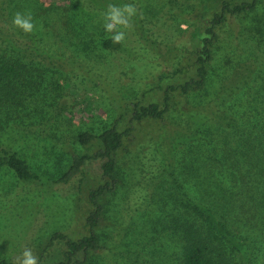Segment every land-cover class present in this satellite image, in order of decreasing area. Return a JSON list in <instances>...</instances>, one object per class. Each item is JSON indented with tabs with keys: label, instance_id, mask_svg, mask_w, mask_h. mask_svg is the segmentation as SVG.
<instances>
[{
	"label": "rangeland",
	"instance_id": "rangeland-1",
	"mask_svg": "<svg viewBox=\"0 0 264 264\" xmlns=\"http://www.w3.org/2000/svg\"><path fill=\"white\" fill-rule=\"evenodd\" d=\"M121 1L138 13L122 47L112 50L103 45L111 35L103 28L106 8L90 0H0V14L8 9L0 24L12 23L17 11L31 13L37 33L32 39L14 27L7 36V23L0 33V57L21 65L18 100L0 87V146L39 175L22 181L0 166V259L17 264L25 248L55 259L66 248L50 242L56 232L87 234L89 192L104 182L103 161L60 178L72 156L102 147L99 140L82 144L80 133L116 127L126 133L117 153L122 179L102 199L110 215L99 229L100 264H180L182 244L171 232L167 242L165 227L187 203L182 194L239 217L237 229L256 241L250 255L227 253V264H264V0L228 16L205 86L188 93L182 85L197 76L209 19L224 1L245 0ZM171 86L163 119H134L136 104H163Z\"/></svg>",
	"mask_w": 264,
	"mask_h": 264
},
{
	"label": "trees",
	"instance_id": "trees-1",
	"mask_svg": "<svg viewBox=\"0 0 264 264\" xmlns=\"http://www.w3.org/2000/svg\"><path fill=\"white\" fill-rule=\"evenodd\" d=\"M95 5L105 9L110 2L114 4H122L121 0H90ZM204 2L206 0H186ZM259 0H245L237 3L224 1L220 11L213 13L212 17L205 28L204 36L199 54L196 58L197 76L191 78L184 85L182 90L188 93L191 89H201L205 86L208 78V64L213 59V48L218 38V29L222 26L228 16L241 13H249L256 9ZM4 8L0 14L1 18H5L6 11ZM11 10H13L11 8ZM4 23L9 25L7 36L14 32V26L5 19ZM3 24H0V33L4 31ZM19 35L25 36L22 30L15 27ZM37 33L33 31L29 33V38L35 39ZM7 41V40H6ZM9 42V41H8ZM14 45V44H13ZM103 45L112 50H119L121 44H113L109 37L103 39ZM16 46V45H14ZM21 65L19 61L8 63L4 57H0V87L2 92L9 99L15 101L16 90L14 89V81L21 75ZM175 87L171 86L165 91L164 103H150L149 105L136 104L133 117L135 120L151 117L163 119L171 108V90ZM126 133L112 127L104 130L100 134L91 132H82L79 140L82 144H88L92 140H99L102 147L94 155L72 156V164L64 172L60 180L69 181L76 176L83 165L88 161L101 159L102 176L104 182L93 188L89 192V199L92 210L87 216L86 227L87 234L80 238L73 239L68 234L56 232L51 237V243L56 241L63 242L66 246L60 256L53 258H39V264H100L97 259V251L101 248L102 237L99 232L105 215H110L108 204L102 202L110 193H116L120 188V180L122 176L118 173L119 159L117 153L122 147L124 136ZM0 166L7 167L12 170L17 178L22 181H36L39 175L35 173L30 165L19 154L7 147L0 146ZM233 178L237 175L231 173ZM183 199H187L186 204L179 205V215L172 217L173 223L165 227L167 229V242L170 241V232L182 244L180 264H227L226 256L240 253L244 256L250 255L256 241L251 237L244 235L238 228L239 217H231L227 214H221L210 204L206 205L198 200L188 199L189 196L182 194ZM183 206L190 208L195 214L201 217L202 225H198L192 221L183 210ZM185 208L186 211L189 209ZM235 220V221H234ZM228 253V255H227ZM0 264H11L7 259H0Z\"/></svg>",
	"mask_w": 264,
	"mask_h": 264
},
{
	"label": "clouds",
	"instance_id": "clouds-1",
	"mask_svg": "<svg viewBox=\"0 0 264 264\" xmlns=\"http://www.w3.org/2000/svg\"><path fill=\"white\" fill-rule=\"evenodd\" d=\"M138 10L133 3L114 4L109 3L103 13V28L111 34L113 44H121L126 39V30L133 27V17L137 16ZM12 25L24 33H32L35 24L31 13L17 11L12 18ZM17 264H39L38 257L30 248H25L17 259Z\"/></svg>",
	"mask_w": 264,
	"mask_h": 264
}]
</instances>
